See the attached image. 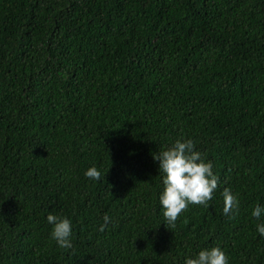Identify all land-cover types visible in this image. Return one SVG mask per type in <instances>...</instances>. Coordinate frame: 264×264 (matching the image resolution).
I'll return each instance as SVG.
<instances>
[{
    "label": "trees",
    "instance_id": "1",
    "mask_svg": "<svg viewBox=\"0 0 264 264\" xmlns=\"http://www.w3.org/2000/svg\"><path fill=\"white\" fill-rule=\"evenodd\" d=\"M180 138L218 183L169 225L152 153ZM257 204L264 0H0V264H183L215 245L264 264Z\"/></svg>",
    "mask_w": 264,
    "mask_h": 264
},
{
    "label": "clouds",
    "instance_id": "2",
    "mask_svg": "<svg viewBox=\"0 0 264 264\" xmlns=\"http://www.w3.org/2000/svg\"><path fill=\"white\" fill-rule=\"evenodd\" d=\"M152 158L158 162V169L162 174L163 189L159 193V203L169 225L174 224L178 215L191 204L209 206L208 202L217 188L218 177L212 170V161L207 160L196 149L193 139H176L163 150L152 153ZM84 175L98 180L101 173L93 165L86 169ZM221 196L225 214L238 206L237 194L228 187L223 188ZM251 215L261 220L264 205L257 204L253 207ZM46 220L52 226L50 236L57 246L70 249L73 227L71 219L49 212ZM103 221L104 225L109 222L107 214ZM256 231L264 237V220L256 224ZM183 264H228V257L219 245H215L202 248L194 256H186Z\"/></svg>",
    "mask_w": 264,
    "mask_h": 264
}]
</instances>
